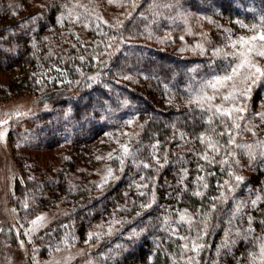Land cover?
<instances>
[{
    "label": "trees",
    "instance_id": "1",
    "mask_svg": "<svg viewBox=\"0 0 264 264\" xmlns=\"http://www.w3.org/2000/svg\"><path fill=\"white\" fill-rule=\"evenodd\" d=\"M71 1L74 0H52L47 14L52 18L67 8L69 13L78 14L80 21L84 18L91 20L90 25L96 23L101 28L100 32L96 31L99 50L90 57L88 68L75 71L71 65L81 60L85 31L78 32L72 27L68 30L76 33L79 40L78 54L61 48L66 43L64 37H70L64 30V23L60 34L59 29L45 33L52 40L48 42L44 36L33 60L34 57L48 60L59 56L71 76L69 80L52 85L39 83L41 90L35 102L36 110L54 112L59 104L70 99L83 114L82 110L89 107L86 103L94 101L93 111H108L112 121H140L135 136L127 139L130 151L136 156L135 162L130 163L137 168L134 175L148 174L141 161L144 151L151 156L157 155L159 162L155 161V171L167 176V190H170L168 195L157 196L158 187L154 185L155 191L146 203L151 207L138 206L140 215L133 212L135 215L130 220L116 223L85 257L72 264H189L192 258L193 264H264V141L255 139L260 136L259 126L254 124V129V126L240 124V128L233 131L235 145L244 147L231 146L227 151L222 148L219 154L211 151L208 141L218 139L220 145L226 146L229 137L218 136L224 131L223 125L219 120L208 123L212 114L202 113L192 101L201 94V89L206 95L212 90L204 89V83L211 75L228 73L230 62L225 60L226 55H214L210 44L201 45L198 55H183L180 52L183 48L174 49L173 43L170 44L184 43L186 39L179 33L183 24L181 15L185 12L212 14L240 30L264 28V0H136L118 29L90 16L89 11L96 10L97 0L74 2V9L70 7ZM38 24V32L44 31L42 21ZM156 43L163 44L159 47ZM185 49L191 48L185 46ZM131 85L141 89L135 90ZM254 87L257 95L251 98L253 102L256 96L264 93V79ZM149 94L161 100V107L149 98ZM79 96L88 97L79 101ZM140 104L143 109L139 108ZM236 120L239 121V116ZM202 135L205 143H201ZM228 153H232L231 158ZM205 154L208 160L201 158ZM226 158L228 163H220ZM185 170L187 177L181 183ZM236 176L243 178L239 184ZM197 177L203 180L198 181ZM42 183L46 189H53H49L47 195L54 194V187L67 196L72 194L65 183L51 185V180ZM39 186L27 179L16 182L14 189L24 198L37 199ZM196 191L203 195H193ZM221 192L227 199L213 200ZM257 197L260 201L253 206L252 201ZM214 203L216 211L212 212ZM185 210V220L180 222ZM69 211L67 207L62 215L69 216ZM207 213L211 216L205 227ZM66 220L60 215L55 218L54 226L45 236L50 239L55 232L62 236ZM189 220L193 222L189 224ZM198 233L203 235L202 240L197 239ZM193 242L203 245L198 254L192 251Z\"/></svg>",
    "mask_w": 264,
    "mask_h": 264
},
{
    "label": "rangeland",
    "instance_id": "2",
    "mask_svg": "<svg viewBox=\"0 0 264 264\" xmlns=\"http://www.w3.org/2000/svg\"><path fill=\"white\" fill-rule=\"evenodd\" d=\"M51 1L0 0V264H72L85 257L92 246L116 227V223L126 222L135 215L133 212H140L138 206L148 202L155 191L154 185L158 187L157 196L168 195L170 191L167 190V176L155 171V161L159 162L157 155L142 153L141 161L150 165L146 168L147 175L140 172L134 175L137 168L130 165L131 160L121 165L119 160L109 159L110 154L113 157L122 154V145L129 148L127 139L135 136L140 121H112L108 111H93L94 101L86 103L89 107L82 110L83 114L70 99L59 104L54 112L36 110L35 102L41 90L39 83L52 85L69 80L71 76L59 56L48 60L34 57L33 60L45 33L59 29L60 34L64 23V30L71 38L64 37L65 46L60 47L78 54L79 40L76 33L68 30L72 27L78 32L85 31L81 60L71 65L75 71L88 68L90 57L99 50L96 31L99 29L100 32L101 28L96 23L90 25L91 20L83 18L80 21L78 14L69 13L67 8L50 18L47 9ZM78 1H71L70 7L74 9V2ZM134 2L136 0H97L96 10L89 13L118 29L124 17L130 14ZM181 17L183 24L179 33L186 39L180 44L170 42L172 48H183L180 50L183 55H198L201 45L210 44L215 52L219 49L220 54L227 55L225 60L230 62V68L225 75L245 58L264 70V56L255 54L264 51V40L259 39L264 28L240 30L212 14L185 12ZM40 21L45 26L42 32H38ZM254 36L256 40H249ZM242 37L244 41L240 40ZM46 40L51 42L52 38L47 36ZM162 44L156 43V46ZM185 46L191 49L187 50ZM249 48L253 49L251 54ZM234 53H244V56L237 55L233 59ZM250 72V78L245 79ZM256 75L254 68H241L237 77L228 82L211 103L221 105V95L233 89L239 94L251 87L247 96H238L234 102L236 107L246 109L243 113H235L234 117H243L236 120L239 124L254 126V129L258 125L260 136L255 139L260 142L264 141V116L258 114H264V93L251 101L257 95L252 83ZM215 76L221 75H211L207 82ZM131 86L138 91L141 89L137 85ZM208 94L214 95L213 90ZM148 96L160 106L161 100L157 96ZM87 97L77 99L83 101ZM232 106L231 101L223 103L224 108ZM139 108L143 109V104ZM109 169L113 179L99 187ZM27 179L40 185L37 187L39 198H24L15 191V183ZM49 180L51 185L65 183L72 194L67 196L54 187V194L47 195L48 190L53 189H46L42 182ZM143 184L148 187L137 188ZM140 191L147 194L141 196ZM67 207L68 211L71 207L74 210L64 217L62 211ZM59 215L67 219L62 226L64 232L62 236L55 232L48 239L45 234L50 233L48 229L54 226L52 222Z\"/></svg>",
    "mask_w": 264,
    "mask_h": 264
},
{
    "label": "snow or ice",
    "instance_id": "3",
    "mask_svg": "<svg viewBox=\"0 0 264 264\" xmlns=\"http://www.w3.org/2000/svg\"><path fill=\"white\" fill-rule=\"evenodd\" d=\"M113 39H115V37H113ZM256 39H257V37H255V36L249 38V40H256ZM259 39L260 40H264V34L260 35ZM240 40L244 41L245 38L242 37V38H240ZM220 51L221 50L217 49L216 52L214 53V55H219ZM252 52H253V49L249 48V54H251ZM255 54L256 55H260V56H264V51H257ZM237 55L244 56V53H234L232 55V58L235 59ZM225 58H227V55L225 56ZM245 66H247L249 69H253L254 68L255 69V73L258 74L253 79V81H252L253 84H256L261 79H264V70H261V68L258 67L256 64L251 63L249 60H247L245 58V59H242L239 64H237L235 67H233L231 69V73L230 74H226V75H224L222 77L221 76H215V77H213V79L211 81H208V82L204 83L203 88L204 89L211 88L213 90L214 95L207 96L206 94L203 93V89H201V94H198L196 99H194L192 101V103H194L199 108V110L202 113L209 112V113L212 114L210 120L208 121V123H211L212 120H219L220 123L223 125L224 131L219 132L217 134L218 136H228L229 137L226 146L225 145H220L218 139L214 140V141H208L207 142L208 143V148L211 151H213V152H215L217 154H219V152L221 151L222 148L225 151H227V147H231V146H235V147H238V148L244 147V145H235L236 137L233 135V131L235 129H239L240 128V124L238 122H236V118L234 117V114L235 113H243L246 109L245 108L236 107L234 102L238 99V96H247V93L250 92L251 87H249L248 89H246L243 92H240L239 94H237L235 89H233V91H229L227 94L221 95L220 96V98L222 99V104L221 105H214V104L211 103V101L216 99L217 96L221 94V89H223L224 86L228 82L233 81L237 77V75L239 74V70L241 68L245 67ZM250 76H251V72L249 73V77H245V79L250 78ZM230 101L233 102V106L231 108H224L223 107V103L230 102ZM258 115L264 116V114H258ZM239 119H243V117L241 116V117H239ZM129 123H131V121H129ZM200 140H201V143H205L206 142L203 135L200 137ZM121 148H122V154L120 156L113 157L110 154L109 155V159L119 160L121 165H123L125 163L126 159H129L132 162H135V159H136L135 152L130 151V149L126 145H122ZM231 157H232V153H228V158H231ZM201 158L205 159V160H208L207 154H205ZM212 162L213 161H209V163H212ZM157 163H158V161H157ZM220 163L226 164V163H228V159L226 158L225 160L221 161ZM142 166L144 168L150 167V165L147 164V163H144ZM160 166L162 167L163 165H160ZM229 175H232V174L229 173ZM186 177H187V170H185L184 176L181 177V183H183V180L186 179ZM111 179H113L112 170L109 169L108 170V175L103 178V183L101 185H99V187H103V185L109 183V181ZM141 179L143 180L144 177H141ZM197 180L198 181H202L203 177H197ZM235 180H236L237 184H239L240 182H242L243 178L239 177V176H236ZM225 184L227 185V182H225ZM147 187H148L147 184L137 185L138 189L147 188ZM203 187L207 188V184H204ZM220 187H224V186H220ZM184 190H186V188ZM228 190L231 191L232 189L229 187ZM139 194L141 196H144L147 193L144 192V191H140ZM193 195L202 196L203 193L200 192V191H196V192L193 193ZM226 199H227V197H225L223 192H221V195L219 197H214L213 198V200H215V201L226 200ZM259 201H260L259 197H257V200L252 201L253 206H255ZM153 202H154V200H153ZM141 207L147 209V208L151 207V204L141 205ZM118 210H121V209H118ZM215 211H216V204L214 203L212 205V212H215ZM237 211H239V209H237ZM137 215H140V214L137 213ZM186 215H187V212L185 210V214L181 216V221L180 222H184ZM210 216H211V213H207L204 216L205 227H207V220L210 218ZM192 222L193 221H191V220L188 221L189 224H191ZM249 222L251 223V218H250ZM172 231H175V229H172ZM178 238L179 239H185V240L190 239V237H178ZM197 239L198 240H202L203 239V235L198 233L197 234ZM184 247H185V251H187L188 250L187 245H185ZM202 247H203L202 244H198L196 242H193L192 251H195L198 254ZM193 259L194 258L190 259L189 264H193Z\"/></svg>",
    "mask_w": 264,
    "mask_h": 264
}]
</instances>
